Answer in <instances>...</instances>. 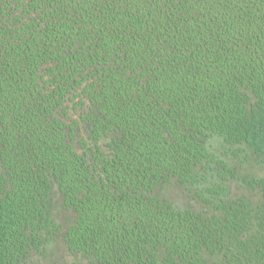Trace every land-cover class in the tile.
<instances>
[{"label": "trees", "instance_id": "trees-1", "mask_svg": "<svg viewBox=\"0 0 264 264\" xmlns=\"http://www.w3.org/2000/svg\"><path fill=\"white\" fill-rule=\"evenodd\" d=\"M51 260L264 264V0H0V264Z\"/></svg>", "mask_w": 264, "mask_h": 264}, {"label": "rangeland", "instance_id": "rangeland-1", "mask_svg": "<svg viewBox=\"0 0 264 264\" xmlns=\"http://www.w3.org/2000/svg\"><path fill=\"white\" fill-rule=\"evenodd\" d=\"M223 151H224V149L217 150L216 151V154L217 155H220V156H223L224 155V152ZM236 151H239V150L236 149ZM241 153H242V158H247L248 156H253V154L251 152L242 151ZM237 167H239V165H237ZM261 169H263V168L262 167H254V168H248V169L246 168L244 171H246V170L247 171L254 170L253 172L258 173V171L261 172ZM56 253L58 254V256L60 255L57 251H56ZM53 258H55L56 261L58 260L57 257H55V256ZM45 264H54V261L51 260V261H49V262H47Z\"/></svg>", "mask_w": 264, "mask_h": 264}, {"label": "flooded vegetation", "instance_id": "flooded-vegetation-1", "mask_svg": "<svg viewBox=\"0 0 264 264\" xmlns=\"http://www.w3.org/2000/svg\"><path fill=\"white\" fill-rule=\"evenodd\" d=\"M77 109L79 110V108H77ZM79 112H80V114H83V111H80V110H79ZM76 117L78 118V116H76ZM80 125L83 126V127L86 126V128L89 127V124L86 123V122H84V121H81ZM79 132H81V127L76 128V133L74 134V137H75L76 140H78V138L80 137V135L78 134ZM81 134H82L81 136L85 135L84 128L82 129ZM83 137H84V136H83ZM86 139H88V137H86Z\"/></svg>", "mask_w": 264, "mask_h": 264}]
</instances>
